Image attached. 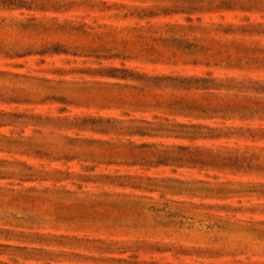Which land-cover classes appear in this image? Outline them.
<instances>
[{
  "label": "rangeland",
  "instance_id": "rangeland-1",
  "mask_svg": "<svg viewBox=\"0 0 264 264\" xmlns=\"http://www.w3.org/2000/svg\"><path fill=\"white\" fill-rule=\"evenodd\" d=\"M3 18L5 44L58 50L0 54V264H264V0H0ZM191 75L227 80L166 79Z\"/></svg>",
  "mask_w": 264,
  "mask_h": 264
},
{
  "label": "trees",
  "instance_id": "trees-1",
  "mask_svg": "<svg viewBox=\"0 0 264 264\" xmlns=\"http://www.w3.org/2000/svg\"><path fill=\"white\" fill-rule=\"evenodd\" d=\"M26 8H32L33 5L29 4V5H24ZM6 20V18L0 19V29L3 27L2 23ZM24 27H26V25L23 24ZM184 27V26H182ZM58 48H53L50 46H45V45H41L39 47H35L34 44H17L15 43H10V44H5L3 39H0V54H3L5 56H9V57H14V56H25V55H29V54H33V53H40V54H44V53H48V52H55L57 51ZM197 62V61H196ZM166 79H171L173 81H179L181 84H185L186 85V89H203L205 90L208 94H215V91H210L211 89H219L220 86H223V82H221L222 80L227 78H221V77H202V76H197V75H191V76H178V77H170V76H166ZM231 81V80H229ZM178 104L181 103L180 101H177ZM187 106H185V108H193L194 110H198L201 114L204 115H209L211 113H215V112H219L220 107L212 109V111H210L209 109V105H204V104H195V103H187ZM197 111V112H198ZM131 122H142L145 123L147 126H141V125H134L131 127L127 128V133L129 134H140V135H170V136H177V137H195L194 133L192 131H189V128H202V127H206V128H210V129H215V128H211L207 125H203V124H186V123H176L174 125H170V126H166L164 124H154L151 121H147V120H137V119H133L130 120ZM156 126V127H153ZM180 128V129H177ZM211 136H217V135H211ZM168 159H170V157H166V159H158L157 162H162V161H167ZM31 169H33V167H31ZM30 179H35L37 178L35 174L30 175V177H28Z\"/></svg>",
  "mask_w": 264,
  "mask_h": 264
}]
</instances>
